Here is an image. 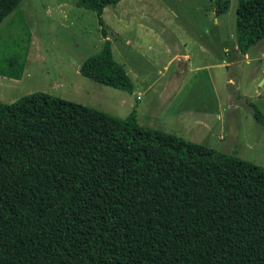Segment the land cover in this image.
I'll use <instances>...</instances> for the list:
<instances>
[{
	"label": "trees",
	"instance_id": "1",
	"mask_svg": "<svg viewBox=\"0 0 264 264\" xmlns=\"http://www.w3.org/2000/svg\"><path fill=\"white\" fill-rule=\"evenodd\" d=\"M20 1L0 0V23ZM119 1L75 4L105 34ZM235 33L242 53L264 38V0H238ZM104 37L80 73L132 91ZM22 67L6 57L0 75ZM0 264H264V167L144 127L135 109L120 118L44 92L0 101Z\"/></svg>",
	"mask_w": 264,
	"mask_h": 264
},
{
	"label": "rangeland",
	"instance_id": "2",
	"mask_svg": "<svg viewBox=\"0 0 264 264\" xmlns=\"http://www.w3.org/2000/svg\"><path fill=\"white\" fill-rule=\"evenodd\" d=\"M228 1V9L217 15L214 0H121L105 7L104 34L95 12L75 0H21L0 23V64L15 57L23 65L19 78L0 75V101L44 92L120 118L135 109L144 127L184 135L264 167V38L250 46V59L245 57L236 42L238 0ZM105 35L132 91L79 71L101 49ZM183 54L188 56L179 59ZM202 65L210 66L195 68ZM243 93L256 97L245 99ZM228 94L235 95L237 107L225 115ZM247 100L263 113V123ZM200 118L208 126H196ZM226 120L229 132L222 139Z\"/></svg>",
	"mask_w": 264,
	"mask_h": 264
},
{
	"label": "crops",
	"instance_id": "3",
	"mask_svg": "<svg viewBox=\"0 0 264 264\" xmlns=\"http://www.w3.org/2000/svg\"><path fill=\"white\" fill-rule=\"evenodd\" d=\"M218 21V20H217ZM216 21V22H217ZM250 48V47H249ZM249 48H248V50L246 51V53H244V55H245V57H248V59H250V55H249ZM225 49V51H227L228 49H227V47H225L224 48ZM186 56H188V54H183L182 56L181 55H179L178 56V58L179 59H185L186 58ZM262 56L264 57V53L262 54ZM210 65H202V66H197V67H195V68H205V67H209ZM263 73H264V68H263ZM228 81L229 82H234V79L232 78V77H229L228 78ZM138 96V95H137ZM242 96L243 97H245V99L246 98H249L250 96L251 97H256V96H254V95H248V94H246V93H243L242 94ZM238 97H241V94H238ZM226 101H227V107H228V111H225L226 112V114L225 115H229V114H232L233 113V111H234V109L237 107V103H236V97H235V95L234 94H228L227 95V98H226ZM248 101H251V100H247L246 102V104L248 105ZM251 102H253V101H251ZM255 104V103H254ZM223 105H225V103L224 102H222L221 100H218L217 101V107H224ZM256 105V104H255ZM257 106V105H256ZM224 118H226V116H224ZM223 122V121H222ZM194 124L197 126V125H202V126H208V124H207V120L206 119H204V118H200V119H197V120H194ZM229 122L226 120V121H224L223 123H222V126L220 127V132H221V134H220V138H222V139H224V137H225V134H226V132H229ZM182 137H184V138H187L186 136H184V135H181Z\"/></svg>",
	"mask_w": 264,
	"mask_h": 264
}]
</instances>
